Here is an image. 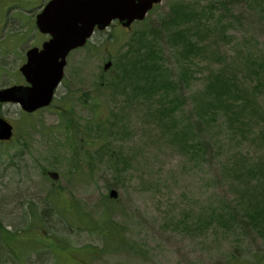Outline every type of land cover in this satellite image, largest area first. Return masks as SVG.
<instances>
[{"label": "rangeland", "instance_id": "1", "mask_svg": "<svg viewBox=\"0 0 264 264\" xmlns=\"http://www.w3.org/2000/svg\"><path fill=\"white\" fill-rule=\"evenodd\" d=\"M39 3L0 0V88ZM0 116V264H264V0H161L72 51L48 108Z\"/></svg>", "mask_w": 264, "mask_h": 264}, {"label": "water", "instance_id": "2", "mask_svg": "<svg viewBox=\"0 0 264 264\" xmlns=\"http://www.w3.org/2000/svg\"><path fill=\"white\" fill-rule=\"evenodd\" d=\"M160 0H51L35 17L37 30L49 36L41 48H30L19 68L27 85L0 89V103L18 104L26 113L50 105L62 78L68 53L85 45L94 28L113 21L129 27L141 21ZM108 63L104 69L108 67ZM12 126L0 118V141L9 140ZM110 197L116 193L110 191Z\"/></svg>", "mask_w": 264, "mask_h": 264}, {"label": "trees", "instance_id": "3", "mask_svg": "<svg viewBox=\"0 0 264 264\" xmlns=\"http://www.w3.org/2000/svg\"><path fill=\"white\" fill-rule=\"evenodd\" d=\"M10 232L4 231V234H2V241H4V246L7 247L8 249L11 250V252H13L14 250V246H16L17 241L11 240L13 237Z\"/></svg>", "mask_w": 264, "mask_h": 264}, {"label": "flooded vegetation", "instance_id": "4", "mask_svg": "<svg viewBox=\"0 0 264 264\" xmlns=\"http://www.w3.org/2000/svg\"><path fill=\"white\" fill-rule=\"evenodd\" d=\"M40 1V3H39V5L42 3V2H44V4L42 5V8L45 6V4L49 1V0H39ZM41 8V9H42ZM97 33V32H96ZM46 37V39H48V36H45ZM45 39V40H46Z\"/></svg>", "mask_w": 264, "mask_h": 264}]
</instances>
